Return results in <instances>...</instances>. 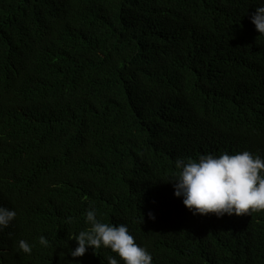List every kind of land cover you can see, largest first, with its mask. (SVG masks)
I'll use <instances>...</instances> for the list:
<instances>
[{"label":"trees","instance_id":"16d2710c","mask_svg":"<svg viewBox=\"0 0 264 264\" xmlns=\"http://www.w3.org/2000/svg\"><path fill=\"white\" fill-rule=\"evenodd\" d=\"M259 3L0 0V205L46 264L115 255L70 256L90 208L152 264H264V211L194 215L168 180L177 158L264 156Z\"/></svg>","mask_w":264,"mask_h":264},{"label":"clouds","instance_id":"9594fccd","mask_svg":"<svg viewBox=\"0 0 264 264\" xmlns=\"http://www.w3.org/2000/svg\"><path fill=\"white\" fill-rule=\"evenodd\" d=\"M251 23L264 34V0H260ZM173 182L174 195L194 215L215 214L221 217L248 215L264 211V156L242 151L220 155L202 154L198 160L177 158ZM149 218L154 219L152 213ZM72 222V218H68ZM19 212L10 204L0 205V264H46L41 255L52 251L45 236L39 241L28 227L18 225ZM86 229L69 240L73 258L83 257L89 248L110 249L115 255L106 257L107 264H152L151 253L135 242L126 224L104 223L94 208L86 212Z\"/></svg>","mask_w":264,"mask_h":264}]
</instances>
